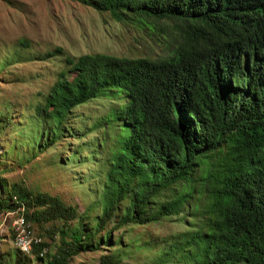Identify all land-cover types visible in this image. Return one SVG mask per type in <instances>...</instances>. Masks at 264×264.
<instances>
[{
  "label": "trees",
  "instance_id": "obj_1",
  "mask_svg": "<svg viewBox=\"0 0 264 264\" xmlns=\"http://www.w3.org/2000/svg\"><path fill=\"white\" fill-rule=\"evenodd\" d=\"M71 1L132 26L160 53L65 58L35 105L29 143L36 154L58 150L76 109L113 101L95 126L104 136L97 153L105 152L91 211L99 214L86 223L91 214L60 197L0 180V212L51 224L44 231L56 243L53 253L41 240L30 254L0 255V264H71L99 251L108 252L99 264L133 256L141 264H264V0ZM19 45L30 48L25 39ZM11 111L0 114V133ZM8 142L13 151L24 139ZM171 218L186 230L132 233Z\"/></svg>",
  "mask_w": 264,
  "mask_h": 264
},
{
  "label": "rangeland",
  "instance_id": "obj_2",
  "mask_svg": "<svg viewBox=\"0 0 264 264\" xmlns=\"http://www.w3.org/2000/svg\"><path fill=\"white\" fill-rule=\"evenodd\" d=\"M23 39L29 42V49L19 45ZM59 48L62 54L45 58ZM97 53L120 58H155L160 51L149 37L132 26L116 22L109 14H101L75 1L0 0V114L8 107L12 109V124L0 133V180L20 182L33 191L58 196L66 204L76 206L82 217L91 214V219L86 221L91 224L99 214V210L91 211L102 181L100 167L105 154L103 151L97 153L104 136L103 128L95 126L114 105L113 101L98 98L76 109L71 117V131L58 150L36 154L37 148L29 143V135L35 105L43 101V96L65 68V58ZM113 132L116 137L118 130ZM20 135L24 144L10 151L8 141ZM106 141L110 143L112 139ZM20 220L23 218L18 214L0 212V255L5 256L4 260L13 259L9 254L17 250L24 253L16 246L15 239L25 233H30L35 240L48 242L53 253L56 243L54 245L44 231L50 229L51 224H46L44 229L33 223L16 226ZM185 230L180 218H171L160 224L137 227L132 233L141 237H171ZM121 233L124 232L116 231L114 237ZM128 239L126 237L125 241ZM58 240L56 238L57 244ZM106 252L82 254L71 264H99ZM127 263L142 262L133 256Z\"/></svg>",
  "mask_w": 264,
  "mask_h": 264
},
{
  "label": "built area",
  "instance_id": "obj_3",
  "mask_svg": "<svg viewBox=\"0 0 264 264\" xmlns=\"http://www.w3.org/2000/svg\"><path fill=\"white\" fill-rule=\"evenodd\" d=\"M24 223L28 222H24V220L17 221L16 226H22ZM38 242H40V240L31 238L30 233H25L24 236H16L15 239L16 246L24 248L29 253H31L33 249V244Z\"/></svg>",
  "mask_w": 264,
  "mask_h": 264
},
{
  "label": "bare ground",
  "instance_id": "obj_4",
  "mask_svg": "<svg viewBox=\"0 0 264 264\" xmlns=\"http://www.w3.org/2000/svg\"><path fill=\"white\" fill-rule=\"evenodd\" d=\"M20 228H21V227H20ZM16 232H17V231H16ZM18 232H19V230H18ZM20 235H21V234H20ZM21 236H22V235H21ZM20 249H21L22 251H24V253L27 252V253L29 254V252L26 251L24 248L20 247ZM27 253H26V254H27Z\"/></svg>",
  "mask_w": 264,
  "mask_h": 264
}]
</instances>
